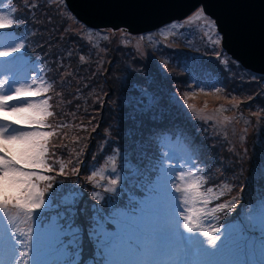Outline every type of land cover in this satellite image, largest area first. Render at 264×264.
I'll list each match as a JSON object with an SVG mask.
<instances>
[{"label":"trees","instance_id":"trees-1","mask_svg":"<svg viewBox=\"0 0 264 264\" xmlns=\"http://www.w3.org/2000/svg\"><path fill=\"white\" fill-rule=\"evenodd\" d=\"M63 1V0H62ZM12 6H8V10L4 11L11 14L14 20V27L7 31L14 32L18 36L26 35L28 40L25 44L24 54L31 58V66H37L39 59H45L50 64V71L44 74L43 85H49L51 83L55 89L49 88L46 96H42L36 99L44 97H51L52 108L54 110H61V117L56 122V125L63 123L67 125L69 129H61L59 137L50 138L51 144L66 145V147H56L55 152L57 156L66 164L64 175H56L59 170V164L54 165L55 171L53 173H45L47 175L55 176L53 181H37L38 186L42 191L47 189V184L52 183V189L45 191V199L52 196L53 203L61 205L58 209L49 211L47 205L45 208L38 210L43 213L45 217H51L57 215L59 212H66L67 207L62 204L63 197L69 193H77L78 198L74 205L75 216L73 217L75 224L81 229L79 236L77 237L76 244L77 249H82L83 262H86L89 258H92L95 253V242L90 238L91 231V217L94 215L93 206L104 207V211L109 209L101 202L97 204V199L93 197V191H96L100 196L105 198H111L113 201L127 205L129 208L135 207L139 204V201L147 194L150 183L149 173H151V181H155L159 177V167L161 164L167 169L181 170L182 164L180 157L177 155V149L182 141L187 137L182 133L185 132L181 126L189 127L191 136L194 140V149L196 159L191 162V170L195 172L203 181L201 191L206 193L212 200V203L208 205V208L216 206L221 202H229L235 197L240 201L235 209L225 213H216L213 215L201 216V227L206 231H213L216 226L229 227V222H233L238 219L240 214L249 212L253 207V215H256L258 200L264 197V179L261 178V169L264 167V111L260 112L258 109H254L253 104H258L259 107L264 109V86L261 82H264V76H259L245 71L247 75L246 83L240 78V74L243 72V68L233 61L230 57L226 58L221 55L224 51L219 49V53L216 50L217 45H208L203 47L195 39V44L201 48L202 51L194 53L187 57L188 52L185 54L182 52H176L170 50L169 56L172 58H184L181 62L178 60H170L174 62L173 70L178 72L177 76L168 75L169 79L175 80L176 86L173 88H166V94L171 90L177 93L179 99L182 93H193L195 88L200 91L201 85H206V92L212 93L215 88H221V91L216 95L220 97L217 102L213 103L215 109H219L221 106L225 109L222 115L216 113V120H210L205 122L203 119H197L196 116H192L190 113L183 111L184 119L171 120L167 116L166 118H159L153 122L149 117H146L144 125L139 132H134L135 129L131 128L130 131H124L122 135H119L121 143L114 144L110 140L115 137L107 135V131H102L103 134L100 140L102 148L108 146L106 153L102 156H95L89 163H85V157L88 154L84 153V148L81 144L82 140H75L79 129L81 127L91 128L97 127L99 122L105 121L112 123V128H124L122 125L128 127V122L135 123L134 118L125 119L124 111L119 108L115 112V106L121 105L122 101L118 102L114 99L106 102V96L104 93H121L122 97L128 98L129 93L131 100L140 103L138 107L139 111L155 110V105L160 102L161 108L173 110L174 108L182 107V103H176L170 96L169 104L171 107L164 106L161 97L165 94L162 90V94L159 91L154 92L156 89L154 80L149 77L151 69V62L148 56L158 53L156 57H160L163 49L160 45V40L144 38L145 44L152 49L146 56H143L140 52H136L137 49L132 46H126L122 41L116 37L111 36L110 33L103 30H92L77 21V29L83 27V32L77 33L81 40H85L86 33L92 35L93 39H99L92 50H88L86 54L81 53L84 57L81 60L75 56L78 53L77 46H74L68 42V39L62 33L64 30L60 25L64 20L66 21L70 14L64 12L61 7H56V1L54 0H10ZM66 8V7H65ZM61 9V10H60ZM60 10V14H59ZM69 22V21H66ZM66 24V23H65ZM64 25V24H63ZM67 25V24H66ZM66 25H64L66 27ZM74 26V25H73ZM67 28H72L67 26ZM124 30V29H123ZM126 31V30H125ZM191 35L186 32L185 36L180 34L174 36L178 41L182 36L184 38H194L192 31H189ZM102 38V43L100 39ZM12 40V39H11ZM80 40V41H81ZM175 41V42H176ZM85 41L83 44H85ZM115 42L124 46L128 51H117ZM170 45V44H169ZM91 47V46H90ZM105 50L104 54L102 50ZM74 48V49H73ZM158 50V52L154 51ZM125 52V56L122 57V53ZM146 54V52H144ZM221 55V56H220ZM220 57L219 59L217 57ZM75 58L78 65L69 66L68 62ZM87 59V60H86ZM123 60L128 62L129 67L122 65ZM73 61V60H72ZM144 63L141 64V63ZM232 63L230 66L226 65ZM89 64L91 65L94 74L100 77L99 82L94 80L93 76H90ZM196 65L194 68L191 67ZM237 67H241L240 73L236 70ZM30 68L26 69L27 71ZM35 71V70H31ZM112 71V73H111ZM167 72V71H166ZM214 72L216 74H214ZM110 85H106V88L102 86L103 82H108L105 77L110 74ZM61 75L62 82L59 81L58 76ZM48 81V82H47ZM235 82L238 83L240 88H235ZM56 83L58 85H56ZM199 84V87L197 86ZM60 85L61 93L58 91ZM56 93L59 94L56 96ZM226 96H224V94ZM80 98L79 101L76 99ZM235 99L239 102L237 107H233L230 100ZM101 99L102 107L98 110L100 118L93 120L92 117L94 110V100ZM123 99V98H122ZM252 99V100H251ZM153 102V103H151ZM219 103V105H217ZM217 105V107H216ZM180 106V107H179ZM184 107V106H183ZM111 109V112H110ZM160 108L158 107V110ZM181 109V108H180ZM260 109V108H259ZM53 112V111H52ZM133 116L135 112L129 111ZM224 116L229 117V120L225 121ZM52 117V116H51ZM47 118V122L55 126L54 119ZM89 119V120H88ZM199 120V121H197ZM182 122V124L180 123ZM138 124V123H137ZM234 125V135L230 136V127ZM73 128L72 136L67 131ZM162 129L158 132V130ZM51 131L52 129H46ZM246 134L250 131L251 138L249 140L238 142L234 139L236 135ZM83 131V130H82ZM72 139V140H71ZM188 145V141H184V144ZM117 149H120V155H116ZM101 149L97 153H100ZM61 154H63L61 156ZM140 156H144L140 158ZM126 157L129 165L132 167V171L120 170L121 158ZM116 160L118 172L112 173V161ZM177 161L174 164L173 161ZM49 163H53L49 159ZM76 167L79 169L78 173H73L72 169ZM138 169V171H137ZM256 171V172H255ZM254 172V177L251 178L250 174ZM119 174L121 176V184L118 186L117 195L105 193L103 189L110 186L108 180L115 178ZM94 175V179L89 182V177ZM160 181V188L157 194V204L155 210L161 208H167L168 200L166 190L162 187L167 185ZM94 186H97L94 188ZM213 188V193L208 194L207 189ZM231 189V191H229ZM221 192L224 195L220 200H215V196ZM179 195V194H176ZM253 202V204L251 203ZM200 204V203H198ZM198 204L195 206L198 208ZM202 207H204L203 204ZM29 222L24 217H21L18 222V227L26 228ZM39 234V228L37 229ZM203 238L202 236H200ZM76 251V249H73ZM52 254V255H51ZM54 256H60L56 252L48 253L43 257L42 264L53 263ZM6 259H10V256H6ZM116 259L134 261L139 259L138 257H120ZM159 259V258H156ZM208 259L216 261V264H227L229 261L237 260L239 257L228 252L223 245L217 253H210ZM244 264H264V246H257L255 251L251 255H245L243 257Z\"/></svg>","mask_w":264,"mask_h":264},{"label":"snow or ice","instance_id":"snow-or-ice-1","mask_svg":"<svg viewBox=\"0 0 264 264\" xmlns=\"http://www.w3.org/2000/svg\"><path fill=\"white\" fill-rule=\"evenodd\" d=\"M203 15V9L196 13L197 17ZM13 27L14 20L0 9V33L4 34V38L15 41L12 46L0 47V61L3 62V71L0 72V264H42L43 257L52 252L62 256L61 264H82V249H77L76 244L81 229L73 219L78 194L69 193L63 197L66 212L45 217L38 211L46 205L49 211L61 207L53 203L52 196L47 201L45 199V191L52 189L53 184L48 183L47 189L42 191L37 181L55 180V176L45 173H53L56 163L59 164L56 175H64L66 164L57 156L55 148L66 145L50 146V138L63 139L59 130L65 125L46 123L47 118L54 115L50 111L51 97L36 98L46 96L51 85L42 87V78L34 71L26 70L31 66V58L24 54L26 46L22 42L23 37L7 31ZM209 27L214 29L215 22L212 21ZM213 35L218 37V33ZM208 39L212 44L220 43L219 38L209 36ZM200 91L204 95H215L221 88L217 87L209 93L201 87ZM195 95V91L191 97L186 92L184 96L187 98L183 100L182 107L197 113V117L205 122L217 119L215 115L204 114L207 104L198 110L188 102V98H195ZM229 103L237 107L239 102L233 98ZM223 111V106L214 110L221 115ZM223 119L227 121L229 117L224 116ZM120 151L117 149V156ZM49 159L53 163H49ZM121 160L120 170L130 173L132 167L126 157ZM72 171L75 174L79 169L74 167ZM111 172H118L115 159ZM148 175L152 186L139 204L132 208L93 191L97 204L103 202L109 210L105 212L104 207L93 206L89 235L95 242V253L83 264H216L207 257L210 253H217L221 245L239 257L227 264H244L245 255H251L258 245L264 246V197L256 202V215H253L252 207L246 214L242 213L238 219L229 222L227 229L216 226L213 231H206L201 227L202 215L214 216L231 211L240 201L233 197L231 201L221 202L209 209L212 200L201 191L204 181L195 172L181 170L177 174L174 169H167L161 164L159 177L154 182L151 181V173ZM261 178L264 179V167ZM93 179L94 175L90 176L89 182ZM161 180L173 194L164 217L155 212ZM108 184L110 186L103 191L117 195L121 176L117 174L108 180ZM207 193H213V188L209 187ZM223 195V192L216 195L215 200H220ZM198 203L204 207H195ZM21 217L29 222L26 228L18 227ZM200 236L204 239L201 240ZM197 238L202 241V246L194 243ZM6 256L11 258L6 259ZM117 256L139 259L118 261Z\"/></svg>","mask_w":264,"mask_h":264},{"label":"rangeland","instance_id":"rangeland-1","mask_svg":"<svg viewBox=\"0 0 264 264\" xmlns=\"http://www.w3.org/2000/svg\"><path fill=\"white\" fill-rule=\"evenodd\" d=\"M54 1H56V4H55L56 7H61V6H63V2L65 3V0H63V1L62 0H54ZM64 5L66 8L61 7L62 10L64 12H67V10H68V12L70 14H67L69 16V18L66 20L69 22H66L64 20V22L67 25L63 22L60 24L64 30L62 33L68 39L66 42L69 41L70 44H72V45L74 44L75 46H77L76 50H78V53L75 56L80 58L81 53L86 54V52L88 50H92V47H94V44H96V42H98L99 39L98 40L93 39L92 35L86 33L87 36L86 37L84 36L85 40H81L79 38L80 36H78L77 33L83 32V27H80V29H77V27H76L77 23L76 24L72 23V20L74 22L75 21L79 22L83 26H85V25L83 23H81L79 20H77V18L70 12L66 3ZM8 6H12V4L10 3V0H0V9H2L3 14L8 15L10 18H12L11 14L15 13L14 10H11L12 13L4 12V11L8 10ZM200 9H198L196 12H194L192 15H190L189 17H187L184 20L173 21L169 24L161 26L160 28H158L157 30H155L153 32H148V33L140 34V35H133L129 30H126V29L123 30V28H118V29H112V28L92 29V28H89V29L103 30L106 32L108 31L111 36L116 35V37H118L124 45L132 46V47L136 48L137 49L136 52H140L143 56H146L149 52L152 51V49L148 47L149 45L145 44V42L143 41L144 38L156 39L158 41H159V39H161L160 45L163 46L162 47L163 49H161L162 50L161 56L159 58L156 57L154 59L153 56L158 55V53H156V54L154 53L153 56L150 57L147 55V57L149 58V60L151 62V69L149 72V77L154 80L153 83L155 84V87H156V89L153 90V95H154V92H156V91H159V93L162 94V90H164L165 94L162 95L161 100H163L164 106H167V107H171V105L169 104V99H168V98H170V96L173 98V100L177 104L178 103L183 104V100L185 98H187L184 96L185 93H182V94H180L181 99H179V97L177 96V93L174 92V90H171L170 92H168L166 94V88L167 87L171 89V88H173V85L176 86L175 80L169 79L168 75L171 74L170 75L171 77L178 75V72L176 70H173L174 62L173 61L171 62L170 60H172V59L178 60L176 63V64H178V62H181L182 60L186 59V56L184 58H179V59L172 58L169 56V53H170L169 51L173 50L176 52H181V53L183 52L184 54L186 52H188L187 57L189 55H191V53L192 54L198 53L199 51H202V50H201V48H199L194 43L195 39L199 40L198 42L203 47H207L208 45H217L216 50L218 53H219V49H221L222 51H224L221 55L225 56L226 58L230 57L233 61L238 63L243 68V72L240 74V78H242L245 83H246V79L248 78L247 75L245 74V71H248V72L255 74V75L263 76V75L251 72L248 69H245L243 67V65H241L238 61H236L231 55H229L223 49L222 38H221V35L217 31L216 25H215L214 29L209 27V25L211 24V22L213 20L209 16H207L205 13L203 16H200V17L196 16V13L199 12ZM60 10H59V14H60ZM63 24L66 25V27L71 26L72 28H67V30H66V27ZM172 25H176V27L173 28ZM189 31H192L194 34L196 33V36L194 38H184L182 36L178 41H176V38L174 36H178L180 34L185 36L186 32H188L191 35V33ZM28 32H29V30H26V35L24 34L25 32L21 35L23 37L22 42L25 44H26V41L28 40V36H27ZM205 33H207V35ZM213 33H218V37L213 35ZM209 36H212L213 39L219 38L220 43L219 44H212L211 41L208 39ZM85 41H87V42L85 44H83ZM100 41L102 43V38L100 39ZM14 43H15V41L13 39L11 40V38H8V37L4 38V34L0 33V47L12 46ZM115 44H116V50L117 51L122 50V51H128L129 53L132 52L131 50H127L124 46L120 45L117 42H115ZM101 49H103L101 54H104L105 53L104 48L100 47L99 50H101ZM154 51L158 52V50H154ZM144 52H146V54H144ZM124 56H125V52L122 53V57H124ZM72 60H70L68 62L69 66L78 65L74 57H72ZM47 61L45 59H39L37 66L34 65L32 68H30L29 71L35 70L34 72L37 75H39L42 78V80H44V74H47L50 71H52L49 69L50 64H48ZM141 64L144 65V63H141ZM231 64L232 63L230 62L229 64H226V65L230 66ZM122 65L129 67L128 62L125 63L124 60L122 62ZM78 66H79V68H81L80 65H78ZM195 66L196 65H193L191 67L194 68ZM241 67L239 68L236 66V70L239 73H240ZM2 71H3V62L0 61V72H2ZM89 72H90V76H93L94 77L93 79L99 82L100 77L93 73L90 64H89ZM111 73H112V71H111ZM111 73L105 77V80H107L108 82H103V84H102V86H104L105 88H106V85L111 84L110 80H109L111 78V77H109V75H111ZM214 74H216V73L214 72ZM0 78H2V77H0ZM62 78H64V77L61 75L58 76V79L60 82H62L61 81ZM261 83H262V86H264V82H261ZM43 84L44 83H42V85H41L42 87H49V85H51V87H49V88H52L55 91V89L51 83H49V85H43ZM56 85H58V84L56 83ZM234 85H235V88H240L237 82H235ZM201 87H203L204 90H206L205 84H202ZM198 90L199 89L195 88V92H199ZM58 91L61 93L60 85L58 87ZM104 94H105L106 99H107L106 102L111 101V99H114L118 102L122 101L121 105L118 104L115 106V108H117V109H115V112H117L118 109L121 108L124 111L123 118L130 119V118L136 117L135 123L127 121L129 128L122 125L124 128H118L117 129V128L111 127L112 126L111 122L107 123L105 121H102V122L98 123L97 127H94L95 130H91V128L81 127L80 125H78L79 127H77V128L79 129V131L77 132V136H76L75 140H78V139L82 140L81 144H83V146H84L82 151L84 153H87L90 150V148L92 147V149L88 152V154L85 157V163L84 164L89 163L90 160L94 157V155L95 156H102V154L106 153V151L108 150V146H105L104 148H102V145H101V143H103L100 140L101 136L103 135L101 133L102 128H103L102 131H104V130L107 131V135L109 137L111 135H115V137L110 140L111 143L119 144V143H121V139L119 138V135H122V133L124 131H130L129 129H131V128H133V129L136 128V130H134V132H136V133L139 132V130H141L143 128V127H140L139 125H144L146 122L149 121V119H151V121L153 122L154 120H157L159 118H166L167 119V116H168L169 119H171V120H180L182 118V119H184V122H185L183 111L190 113L192 116H196V114H197V113L191 112V110L187 109L186 106H184V107L179 106L181 109L180 108H174L173 110L163 109V108H161V105H160L161 101L156 103V105L154 107L155 110H152V109L147 110L146 109L144 111H139L138 107L140 106V103L132 101L131 95L129 93H127L129 95L128 98H126L125 96L122 97V94L117 93V92H115V93H113V92L104 93ZM222 94H224V93H222ZM57 95H59V94L56 93V96ZM191 95L192 94L189 93V97H191ZM224 96H226V94H224ZM45 98L46 97L41 98V99H45ZM218 99H220V97L218 95H216V96L212 95V94L204 95L202 93H199V94L195 95V98H188V102L190 104H194L198 110L204 108L205 104H207V108L205 109L204 114L205 115H208V114L215 115L216 113L214 112L215 107H214L213 103L217 102ZM79 100H80V98L76 99V101H79ZM49 103L52 104V102H50V101H49ZM151 103H153V102H151ZM102 105H103V103H102L101 99H95L94 100V107L95 108H94L92 113H93V115H96V117H92L93 120H98L101 117L100 114L98 113V110L102 107ZM217 105H219V103ZM217 105H216V107H217ZM252 106H255L254 109H258L260 112L264 111V109L259 107L258 104H253ZM158 107L160 108L159 110H158ZM52 111H53L54 115L51 118L54 119L55 126H56V122L62 116L61 110H54L52 108ZM129 111L135 112L134 115L131 116ZM110 112H111V109H110ZM146 117H149L148 121L146 120ZM197 119H200V118H197ZM215 120L217 121V119H215ZM197 121H199V120H197ZM180 123L182 124V122H180ZM60 124H63V123H60ZM185 124H188V123L185 122ZM64 128L67 130L69 129V127L67 125H65ZM138 128H140V129L137 130ZM181 128L183 130H185V132L182 131V133L184 135H186L187 137L182 141V144L179 145V148L177 149V155L180 157V162H181L182 167H183L181 170L188 172L192 168L191 162L194 161V159H196V156H195L196 149L193 148L195 143H194V140L192 138L193 136H191L192 134L190 132V128L184 127V126H181ZM233 128H234V125H232L230 127V131H229L230 136L234 135V129ZM84 129H86V130H84ZM161 130L162 129L158 130V132ZM59 131L61 133V130H59ZM72 132H73V128L70 131H67L66 133H69L72 136ZM250 136H251L250 131L247 133V135L242 134L240 136L237 134V130H236V135L234 136V139H237L238 142H241V141H245L246 139L249 140L251 138ZM184 141H188V145H187V143L185 145ZM100 149H101V152L97 153V150L99 151ZM143 157L144 156H140V158H143ZM173 162H174V164H177L176 160ZM181 170H175V172L178 174ZM254 175H255L254 172H252L250 174V177L253 178ZM162 183L167 185L164 181H162ZM177 183H179V181H177ZM162 188H164L167 193H170L169 196L167 195V198H166L168 201H170L173 194L170 192L168 187H162ZM200 207H202V205L198 204V208H200ZM166 210H167V208H164L162 206L161 208L155 210V212L160 217H164L166 214ZM181 231H183V230L181 229ZM200 239L203 240L204 238L200 237ZM194 243L198 244L199 246H202V241H199L198 238L196 241H194ZM53 259H54L53 263H48V264H61L62 258L60 256H54Z\"/></svg>","mask_w":264,"mask_h":264},{"label":"water","instance_id":"water-1","mask_svg":"<svg viewBox=\"0 0 264 264\" xmlns=\"http://www.w3.org/2000/svg\"><path fill=\"white\" fill-rule=\"evenodd\" d=\"M92 29L123 28L133 35L181 21L198 9L209 16L223 49L245 69L264 76V0H65Z\"/></svg>","mask_w":264,"mask_h":264}]
</instances>
